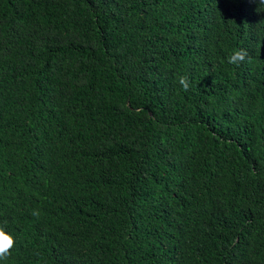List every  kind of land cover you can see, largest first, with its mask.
<instances>
[{"label": "trees", "instance_id": "obj_1", "mask_svg": "<svg viewBox=\"0 0 264 264\" xmlns=\"http://www.w3.org/2000/svg\"><path fill=\"white\" fill-rule=\"evenodd\" d=\"M0 226V264H264V6L0 0Z\"/></svg>", "mask_w": 264, "mask_h": 264}, {"label": "clouds", "instance_id": "obj_2", "mask_svg": "<svg viewBox=\"0 0 264 264\" xmlns=\"http://www.w3.org/2000/svg\"><path fill=\"white\" fill-rule=\"evenodd\" d=\"M253 2L259 4L260 7L264 6V0H253ZM246 60H250L249 54L246 49L241 48L234 50L228 57L227 62L239 67L241 64L245 63ZM178 82L185 92L189 90L190 81L187 76H180ZM32 215L39 216V212L37 210H33ZM16 246V238L9 233L5 227L0 226V261H6Z\"/></svg>", "mask_w": 264, "mask_h": 264}]
</instances>
